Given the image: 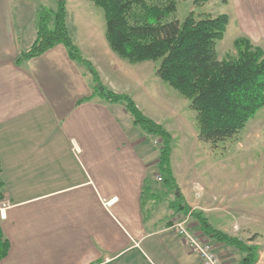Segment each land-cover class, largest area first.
<instances>
[{"label": "crops", "instance_id": "0c3cea01", "mask_svg": "<svg viewBox=\"0 0 264 264\" xmlns=\"http://www.w3.org/2000/svg\"><path fill=\"white\" fill-rule=\"evenodd\" d=\"M79 4L67 0L68 17L81 21L72 38L92 55L88 60L104 86L131 96L156 123L162 125L163 116L179 124L182 101L172 99L159 77L140 74L143 65H123L106 30L83 28L89 13L79 15ZM248 18L249 31L251 24L254 30L261 26ZM35 22L29 33H19L11 0H0V182L7 203L0 214L10 242L0 264H200L175 229V216L188 215L190 208L212 223L178 181L186 207L168 205L167 221L158 216L161 200L149 201L150 210L143 211L146 182L157 193L150 180L156 183L158 176L159 140L135 126L122 104L100 98L78 104L91 96V78L63 45L16 64L35 40L38 17ZM195 226L203 233L197 221Z\"/></svg>", "mask_w": 264, "mask_h": 264}, {"label": "trees", "instance_id": "16d2710c", "mask_svg": "<svg viewBox=\"0 0 264 264\" xmlns=\"http://www.w3.org/2000/svg\"><path fill=\"white\" fill-rule=\"evenodd\" d=\"M104 11L106 39L110 49L131 64L160 61L156 75L190 101L197 113L200 140L215 142L230 138L245 129L259 110L264 108V49L249 38L235 40L236 57L219 60L217 45L229 24L227 15L196 17L192 12L183 22L164 20L177 11L175 0H90ZM208 0H195L196 6ZM67 1H58L57 10L40 9L32 46L16 59L20 65L38 58L57 45H63L69 58L78 63L91 78L93 93L78 104L100 98L111 104H122L133 118V124L161 141L158 168L164 175L168 193H174L176 204L187 206L173 174V138L160 124L146 117L134 100L118 94L102 83L92 63L75 44L68 28ZM0 182V202L4 200ZM146 182L142 193L143 211L149 201L159 204V197ZM201 231L218 243L235 248L243 258L240 264H256L259 246L215 229L202 211H191ZM10 242L1 227L0 263L8 256Z\"/></svg>", "mask_w": 264, "mask_h": 264}, {"label": "rangeland", "instance_id": "374dc122", "mask_svg": "<svg viewBox=\"0 0 264 264\" xmlns=\"http://www.w3.org/2000/svg\"><path fill=\"white\" fill-rule=\"evenodd\" d=\"M175 1L176 13L167 17L164 22L173 20L183 22L192 12L197 18L207 15L229 17L224 38L217 45L219 60L236 57L235 40L246 37V31L253 34L251 41L253 45L264 49V0H261L263 4H259L256 0H208L202 6H196L195 0ZM78 2L80 3L76 5V8L80 10L78 14L89 13L88 16L82 17L86 20L81 23L83 28L86 30L98 28L105 33L104 11L90 0H78ZM11 4L19 33L31 31L41 8L57 10L58 6L57 0H11ZM249 15L254 16L252 23L257 21L261 24L258 29L254 30L253 24L250 31L246 27L250 25V22H247L251 19L248 18ZM80 22L77 21L76 14L73 16L69 13L71 37L74 36L73 26L79 25ZM81 25L78 26L79 29ZM82 54L87 59L92 56L86 55L88 53ZM120 59L123 65H143L139 69H141L140 74L145 78L158 77L156 70L160 61L131 64ZM165 84L172 99L177 97L182 101L179 107L182 111V120L179 124L176 121L168 122L166 117L161 116L162 126L173 138L172 168L181 190L187 194L188 201L193 207L205 209L208 212L210 222L215 228L225 230L229 235L249 245L259 246V260L256 264H264V108L259 110L257 115L247 123L245 129L238 134L224 140L206 142L195 135L199 132L197 113L190 108V101L167 83ZM156 139L159 140V144L155 145L160 153L161 141L159 137H155L154 143ZM156 173V176L160 175L164 178L159 168H156ZM152 182L159 200L163 201L161 205L156 206L158 216L165 217L163 220L167 221L171 215L168 205L173 202L175 195L168 193L164 179L162 182L156 180V183L150 180V184ZM0 203L7 205L5 201ZM5 207L2 206V209ZM175 217L174 222L183 223V227L189 232L198 233L195 228L196 221L191 219L190 214ZM200 234L205 235L198 233ZM207 240L226 264H240L243 255L235 248L225 244L220 246L210 237Z\"/></svg>", "mask_w": 264, "mask_h": 264}, {"label": "built area", "instance_id": "2783aa9c", "mask_svg": "<svg viewBox=\"0 0 264 264\" xmlns=\"http://www.w3.org/2000/svg\"><path fill=\"white\" fill-rule=\"evenodd\" d=\"M157 180L162 182V176H157ZM2 206L5 207V203H0V212L3 210ZM182 224L178 222L174 227L183 236L191 251L197 255L200 264H226L221 255L215 252L214 248L210 245L206 235L189 232Z\"/></svg>", "mask_w": 264, "mask_h": 264}, {"label": "water", "instance_id": "95a60500", "mask_svg": "<svg viewBox=\"0 0 264 264\" xmlns=\"http://www.w3.org/2000/svg\"><path fill=\"white\" fill-rule=\"evenodd\" d=\"M58 1L62 2V1H67V0H58Z\"/></svg>", "mask_w": 264, "mask_h": 264}]
</instances>
